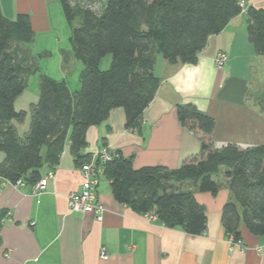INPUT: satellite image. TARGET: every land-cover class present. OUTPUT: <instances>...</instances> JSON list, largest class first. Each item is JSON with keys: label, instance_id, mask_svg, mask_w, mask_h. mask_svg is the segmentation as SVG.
<instances>
[{"label": "trees", "instance_id": "16d2710c", "mask_svg": "<svg viewBox=\"0 0 264 264\" xmlns=\"http://www.w3.org/2000/svg\"><path fill=\"white\" fill-rule=\"evenodd\" d=\"M58 1L70 27V52L81 64L79 88L71 91L65 80L40 74L38 97L22 136L13 122L22 121L25 112L15 109L14 100L28 77L39 72V60L51 53L33 54L27 46L35 38L28 14L9 19L0 10V177L11 182L34 184L43 166L58 163L67 141L79 167L89 162L91 155L83 152L87 128L105 121L114 108L124 110L125 127L140 130L141 114L160 83L154 73L157 56L171 64L196 63L207 39L243 11L241 0ZM244 9L248 39L264 55V9ZM107 55L110 62L103 69L99 64ZM176 113L180 124L199 137V152L173 169L135 168L132 158L120 152L110 153L103 163L96 158L113 198L136 213L153 214L166 227L200 234L205 210L183 183L212 195L224 183L231 193L221 212L225 233L238 242L243 224L264 236V143L215 148L211 116L190 103L178 104Z\"/></svg>", "mask_w": 264, "mask_h": 264}, {"label": "crops", "instance_id": "0c3cea01", "mask_svg": "<svg viewBox=\"0 0 264 264\" xmlns=\"http://www.w3.org/2000/svg\"><path fill=\"white\" fill-rule=\"evenodd\" d=\"M240 3L243 11L207 39L196 63L171 64L157 56L154 73L160 83L141 114L140 130L125 127L124 110L114 108L105 121L87 128L83 152L91 157L103 149L120 152L132 158L135 168H176L200 150L199 137L177 118V105L187 103L214 119L213 147L264 143V55L257 54L248 39L244 9H264V0ZM0 10L9 19L29 15L35 38L27 46L33 54L46 46L43 38L59 42L64 24L58 0H0ZM59 52L61 64L74 63L69 45ZM222 52L227 58L217 66L215 58ZM35 102H30V116ZM17 110L26 116V109ZM22 121L13 122L21 136L30 123L20 127ZM41 178L46 187L34 194L32 185L14 186L0 177V264H264V236L252 234L243 224L240 241L225 233L221 212L231 193L224 183L215 195L183 183L206 214L204 231L189 234L117 202L102 175L97 188L100 216L70 211L67 196L80 189L83 177L68 141L58 163L41 168Z\"/></svg>", "mask_w": 264, "mask_h": 264}, {"label": "rangeland", "instance_id": "374dc122", "mask_svg": "<svg viewBox=\"0 0 264 264\" xmlns=\"http://www.w3.org/2000/svg\"><path fill=\"white\" fill-rule=\"evenodd\" d=\"M95 5H97V0H95ZM62 12V11H61ZM62 22L64 24V30L59 32V42L53 41L51 39H41V43H46L43 47V50H52L53 55L50 57L43 58L42 60H39L40 64V70L36 74H33L29 76L27 85L24 89V91L18 95L19 99L17 100V103L15 105V109H20L24 108L27 111V114L22 122H20V127L23 125L22 123L25 121L26 122V127L28 126L29 120H30V111H29V105L31 101H36L38 97V79L40 74H45L48 75L49 77H52L54 79H61L65 77L69 87L74 90L79 87V81H78V74H79V69L81 68V64L78 61H75L73 59L74 63L71 64H61L60 63V55H59V50H64L68 47L69 41H68V36L70 35V27L68 26L67 22L65 21L64 15L62 13ZM79 23V18L75 19L74 24L78 25ZM37 42L40 43V39L37 40ZM224 53V52H222ZM225 54V53H224ZM226 56V54H225ZM63 55V59H64ZM227 58V56H226ZM110 61V56L107 55L103 59H101L99 66L101 68L107 67L108 63ZM21 130V129H20ZM0 154H3L0 152ZM3 157H0V160Z\"/></svg>", "mask_w": 264, "mask_h": 264}, {"label": "built area", "instance_id": "2783aa9c", "mask_svg": "<svg viewBox=\"0 0 264 264\" xmlns=\"http://www.w3.org/2000/svg\"><path fill=\"white\" fill-rule=\"evenodd\" d=\"M225 60V54L219 53L215 58V64L217 66H222ZM96 158H99L103 163L110 160L111 155L106 149H103L98 154H94L89 162H85L79 167L83 177L81 187L77 191L70 192L67 196L68 207L72 212H92L100 216L101 212L103 211V205L97 199V188L99 185L101 169H99L95 164ZM51 175L52 174H49L48 176L50 177ZM10 183L14 186L24 185V182L21 179ZM45 187V179L40 178L34 184H32V191L34 194H40L45 189ZM145 215L151 220L155 218V216L151 213Z\"/></svg>", "mask_w": 264, "mask_h": 264}]
</instances>
